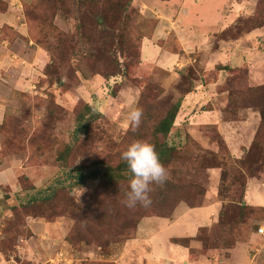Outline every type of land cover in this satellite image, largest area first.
I'll return each instance as SVG.
<instances>
[{
	"label": "rangeland",
	"instance_id": "rangeland-1",
	"mask_svg": "<svg viewBox=\"0 0 264 264\" xmlns=\"http://www.w3.org/2000/svg\"><path fill=\"white\" fill-rule=\"evenodd\" d=\"M59 1L54 19L35 11L39 3L46 5L44 0L12 4L29 38L32 29L49 61L32 91L18 93L0 125V171H18L0 179V264H126L124 255L133 256L131 264H147L144 260L152 255L175 256L180 244L171 238L176 228L193 227L210 210L192 211L170 227L167 218H173L182 203L203 206L208 194L223 202L225 222H235L236 227L233 224L234 233L224 240V229L218 226L222 215L214 226L203 228L198 239L203 248L193 249L192 260L210 250L238 246L246 250V264H264V241L256 235L264 212L257 213L258 206L251 205L254 197L264 194V169L250 177L241 164L264 156L254 144L262 116L233 93L235 88L247 92L264 83L258 74L264 73V0H133L134 7L123 11L117 6L121 0H106L114 15L109 34H104L105 26L98 25L97 10L89 4L82 16L87 39L79 29L76 7ZM9 4L0 0V12ZM66 8L71 11L64 13ZM238 24L243 29L239 36ZM0 30V39L8 45L21 36L10 24ZM232 47L236 50L227 57ZM247 47L260 56L251 63L257 71L249 66L211 71L215 64L237 60ZM207 84L216 88L211 101L200 94L206 93ZM130 101L143 110L135 130L126 120ZM177 103L181 107L176 127L167 138L177 152L164 165L169 180L152 185L149 207L124 206L129 180L119 185L101 179L78 183L77 169L91 171L97 165L103 172L106 165L121 162L122 151L133 141L150 143L154 125ZM87 106L99 116L88 134L75 140L79 115ZM69 146L68 161L62 162L60 156ZM238 176L248 184L261 181L258 190L247 185L248 201L246 196L240 201ZM50 189L55 190L53 199L46 198L51 193L37 194ZM35 196L38 200L32 201ZM135 217L139 222L132 230L122 227L123 221ZM202 238L210 239V248ZM226 241L232 248L222 247ZM182 247L180 252L186 254Z\"/></svg>",
	"mask_w": 264,
	"mask_h": 264
},
{
	"label": "crops",
	"instance_id": "crops-1",
	"mask_svg": "<svg viewBox=\"0 0 264 264\" xmlns=\"http://www.w3.org/2000/svg\"><path fill=\"white\" fill-rule=\"evenodd\" d=\"M6 1L9 2L10 4L6 12H0V28H2L5 24H10L18 32L21 33V36L18 35L20 37H18V39L13 41V44L10 45H8L9 43L8 41H3L0 39V125L4 123L8 109L10 108V106H13V103L16 100L18 93L19 92L26 93L28 91L29 92L32 91L33 87L36 86L39 77L43 76L45 65L49 61V57L47 56L46 51H44V49H42L40 45L34 43L29 38V33H28L29 31L26 26V23H24V21L22 20L23 17L17 15V13L15 12L16 10L12 8L13 7L12 4L15 3V0H6ZM198 1L200 2V0ZM20 4L18 5V7H20ZM23 23L25 24V26H21V24ZM0 36H1V30H0ZM252 39L250 38L246 40V42H250ZM235 50L236 48L232 47V49L228 51L229 53H227V57L233 55ZM150 54H151L150 50L147 51L146 57L148 58ZM238 54H239V58L237 60L234 59V60H229L226 63H218L215 64V66L222 64H226V65L232 64V65L241 66L246 63L251 68V70L257 69V67H255L251 63L256 62V60H258L260 56L257 54V52H255L253 48L247 47L239 51ZM155 55H159L158 51L156 52ZM215 68L216 67L211 69V71H214ZM258 74L261 76L260 82H264V78H263L264 73L259 72ZM221 79H222V73L218 75V81L222 82ZM205 89H206V93H203V91H201L200 94H202V97L206 94L207 96L206 100L211 101L210 99L212 96L210 95V93L215 92L216 89L214 88V84H207V87ZM216 96L217 95H215L214 97ZM210 110H212L213 112L214 110L217 109H215L214 107V110L213 108ZM229 126L231 125H228L227 129L229 128ZM228 132L230 131L228 130ZM17 173L18 171H16L14 168L0 171V179L2 177H11V175L12 177H14L16 176ZM262 177L264 178V174L262 175ZM262 181L264 182V180ZM260 182L261 181L257 183L254 180L253 181L250 180L248 184V188L249 186L250 187L252 186L253 189L258 190L259 189L258 185H261ZM247 197L248 194L246 193V201H248ZM253 199L254 202L251 203V205L264 207V205H262V202H264V194H262L260 197L256 196ZM259 200L261 201V203H258ZM222 208H223V202L218 200L214 194H208L205 198V204L200 207L193 208V207H189L188 205H185L184 203L178 205L176 207V210L174 211L173 218H167L170 220V222L166 227L172 226L173 223L175 222L176 224H179L183 217H186L189 213L197 209H209L210 213L209 216H202L201 220L197 219L193 227H191L188 224H181V227L176 228V236L172 237L171 239L191 238L192 241L190 247H185V246L182 247L179 244H176L179 246H176L175 256L166 255L165 258H160L158 254H156L154 256L152 255L150 258L148 257V259L144 260V262H147V264H159V263L160 264H227V262L232 264H240V262H242L243 264H246L247 261V259L245 258L246 250L244 248H238V246L234 249H229L227 251L225 250L226 252L223 249L210 250L209 254L201 255L198 259L192 260L191 250L192 249L200 250L203 248L202 243L196 239L200 234V231L203 228L212 227L214 224L219 222ZM166 227H164L157 233L161 232ZM161 242L164 244L169 243L165 240L164 241L162 240ZM159 247L161 248V245ZM180 247H182L184 251H186V254L180 252L179 250ZM126 250H128V247H126ZM224 253H228L229 254L228 257L227 256L225 257ZM132 257L133 256L131 255H124L123 256V261H125L124 263L131 264ZM156 258H159L160 260L159 259L156 260ZM138 262L139 261L137 260L134 261L135 264H138ZM251 263L252 262H250L249 264Z\"/></svg>",
	"mask_w": 264,
	"mask_h": 264
},
{
	"label": "trees",
	"instance_id": "trees-1",
	"mask_svg": "<svg viewBox=\"0 0 264 264\" xmlns=\"http://www.w3.org/2000/svg\"><path fill=\"white\" fill-rule=\"evenodd\" d=\"M52 0H44V2H46V5L44 6L42 3H39L38 6L35 8V11L41 15H45L48 16L49 18L51 17V19L55 18L57 16V11L60 9V1L59 0H53L52 3H50ZM133 0H121L118 3V7H121L122 11L123 10H128L130 6L134 7L133 5ZM164 1H168V0H164ZM68 4V7L71 8V6H75L76 7V16H78L77 20H78V24H79V29L82 30V36L84 39H87V35L85 34V28L83 26V22L84 19L82 18V16H85V12L86 11V7L87 5L91 4L94 8H96L97 10V16H96V21L98 23L99 26H105V30H104V34L107 36L109 34V26H108V22L111 21V19L113 18L114 15L111 14L110 12V5L108 4V2L106 0H63V4ZM5 9H7V5L4 4ZM106 7V9H105ZM114 7V6H113ZM71 11V9H65V12H69ZM121 17V16H119ZM236 29H238L237 35L239 36L240 33L243 31V29L239 28L240 24H238V26ZM234 27V28H235ZM233 28V29H234ZM108 29V30H106ZM30 34H31V39L36 43V44H40L37 40L34 39V34L32 32V29H30ZM61 35H57V37H59ZM57 37H54L55 39H57ZM58 40V39H57ZM60 43L58 42V45ZM141 48V47H140ZM59 49V48H58ZM236 69H247L249 70L248 65L245 63L243 66L241 65V67L239 66H233L232 64H227V65H217L216 67V72L217 71H222V70H226V71H233ZM118 74V73H117ZM113 76V75H112ZM218 77V75H217ZM231 88L235 87V84L233 86H230ZM236 90H233L234 94H237L238 96H241L242 100H244L245 104L248 105V107H253L255 109H257L260 113H261V125L259 127V130L257 132V136L255 138V143L256 144V148H260L262 150V154L264 155V83L257 86V87H249L247 89V92L241 91V89L239 88H235ZM231 98V97H230ZM180 107L181 105L179 103H177L175 106L171 107L170 110L166 113V115L159 121L157 122L154 127H153V131H152V139L150 140V143L154 146L159 159L161 161V163L163 165L169 164L172 161L175 149L177 152V148L170 146L167 142V138L170 135V133L173 131V129L176 127V120L180 111ZM98 112L93 111L91 106H87V110L82 112L79 115V122L78 125L76 127L75 130V135L74 138L75 140L78 139L81 135L84 134H88L89 129L91 128V125L93 123L94 120H96L98 118ZM253 145V144H252ZM71 146H69L60 156V160L62 162H66L68 161V155L71 151ZM216 161L215 157L213 159L212 162ZM242 164V169L244 170V173L247 176L250 177H255L261 174L262 170L264 169V156L260 157V159L256 162L251 161L250 159H245L242 160L241 162ZM257 164L259 165V167L257 169L253 168V165ZM77 171V177H78V183L80 185H84L87 181L89 180H102L104 183L106 181V183H110V184H114V185H119L124 181H127L131 178V173L128 170L127 164L125 162H123L121 160V162H119L116 165H106V168L104 169V171L102 172V170L96 165L91 171H86V169L84 168H79L76 170ZM71 175V174H70ZM71 177H73L71 175ZM236 180L241 182V187H242V194L237 195V197L240 198V201L244 200V197L246 196V190H247V179L243 178V182H242V178H240L239 176L236 177ZM249 182V180H248ZM127 191V190H126ZM125 191V192H126ZM40 193H46V194H50L49 197H46L47 199H49L50 197L53 199V195L55 194V190L54 189H50L47 192H37V194ZM54 193V194H53ZM35 194V195H37ZM45 194V195H46ZM44 195V194H41ZM39 197L35 196L32 197V201H37ZM43 198V199H46ZM242 203V202H241ZM193 208L194 205L190 204ZM242 207H245L246 210L247 209H252V206H245L243 204H241ZM250 207V208H249ZM256 212L260 213V212H264V207H257L256 208ZM115 215H117V212H114ZM141 218L145 217V214H140ZM221 215L222 218L219 222L220 225L218 226H222L224 231L222 232L220 239L224 240L227 237V234H233L236 224L235 222L233 223L234 225L230 222L228 223L227 221L225 222L224 220V216H223V212L221 211ZM220 215V217H221ZM139 217H135L133 219L130 220H125V222L123 221V225L125 228H127V230H132L133 227L135 226V224L138 225L139 221H136L137 218ZM262 221H264V216L262 217ZM233 221V220H232ZM261 221V222H262ZM214 226V225H213ZM258 228V225H257ZM256 228V231H257ZM200 235H198V237L196 238L197 240L199 239ZM200 240V239H199ZM209 238L208 240L205 238H202L201 241L206 242V247H209ZM191 238H178L175 239L174 242L176 244H180L182 246L185 247H190L191 245ZM231 243H224L223 244V248L224 249H229L232 248ZM219 246L215 245L214 248H218ZM193 249L191 250V255H193Z\"/></svg>",
	"mask_w": 264,
	"mask_h": 264
},
{
	"label": "clouds",
	"instance_id": "clouds-1",
	"mask_svg": "<svg viewBox=\"0 0 264 264\" xmlns=\"http://www.w3.org/2000/svg\"><path fill=\"white\" fill-rule=\"evenodd\" d=\"M142 116L143 110L135 106L134 101H130L126 120L133 130L140 127ZM121 159L131 173L122 203L129 209L138 205L149 207L152 204V185L163 186L170 178L168 170L161 163L154 146L145 140H136L129 144L122 151Z\"/></svg>",
	"mask_w": 264,
	"mask_h": 264
},
{
	"label": "built area",
	"instance_id": "built-area-1",
	"mask_svg": "<svg viewBox=\"0 0 264 264\" xmlns=\"http://www.w3.org/2000/svg\"><path fill=\"white\" fill-rule=\"evenodd\" d=\"M256 235L264 241V221L258 225Z\"/></svg>",
	"mask_w": 264,
	"mask_h": 264
}]
</instances>
